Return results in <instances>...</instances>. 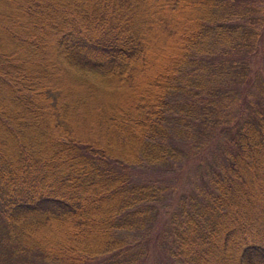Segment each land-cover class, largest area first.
Here are the masks:
<instances>
[{"label":"trees","instance_id":"16d2710c","mask_svg":"<svg viewBox=\"0 0 264 264\" xmlns=\"http://www.w3.org/2000/svg\"><path fill=\"white\" fill-rule=\"evenodd\" d=\"M258 2L0 0V218L14 252L139 264V233L170 192L145 177L181 163L174 134L198 119L186 99L206 107L216 55L255 50ZM262 79L173 211L160 264H264Z\"/></svg>","mask_w":264,"mask_h":264},{"label":"rangeland","instance_id":"374dc122","mask_svg":"<svg viewBox=\"0 0 264 264\" xmlns=\"http://www.w3.org/2000/svg\"><path fill=\"white\" fill-rule=\"evenodd\" d=\"M258 3H263L264 7V0H259ZM251 52L247 54L244 49L234 48L216 55L211 66L212 76L208 83L203 84V95L211 93V97L202 102L206 107L202 109V105L197 107L191 101L192 98L190 102L186 99L191 109L193 106V110H196V118L200 120H192L174 134L175 144L181 147V163L167 171H153L148 177L144 176L147 180L162 181L170 192H166V202L160 207L159 213L151 217V226L139 233L138 245L144 249L139 264H160L166 257L165 250L169 247V239H172L169 227L173 211L178 208L184 195L193 196L194 188L200 186V176L208 172V164L215 151L219 150L225 138L232 136L228 127L244 109L249 108L246 106L257 103L260 93L258 86L264 78V18L260 39ZM241 73L243 76L239 77ZM224 128H227L225 133H221ZM203 155L208 158L203 159ZM1 220L3 219L0 218V264H39V261L32 260L31 255L13 251L17 243L5 229L4 220Z\"/></svg>","mask_w":264,"mask_h":264},{"label":"bare ground","instance_id":"6f19581e","mask_svg":"<svg viewBox=\"0 0 264 264\" xmlns=\"http://www.w3.org/2000/svg\"><path fill=\"white\" fill-rule=\"evenodd\" d=\"M214 41V40H213ZM234 42H235V40H233ZM214 43H215V41H214ZM229 43V42H228ZM223 44V43H222ZM225 45V44H224ZM216 46V45H215ZM214 45H213V47H215ZM218 46V45H217ZM220 46V45H219ZM225 48V47H224ZM205 90H206V88H205ZM207 91V93H208V90H206ZM202 93H205V92H202Z\"/></svg>","mask_w":264,"mask_h":264}]
</instances>
